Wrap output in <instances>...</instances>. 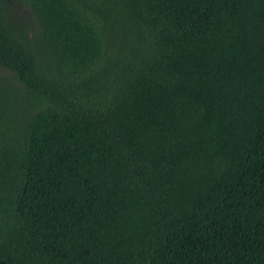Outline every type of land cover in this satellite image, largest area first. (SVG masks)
<instances>
[{"label":"trees","instance_id":"trees-1","mask_svg":"<svg viewBox=\"0 0 264 264\" xmlns=\"http://www.w3.org/2000/svg\"><path fill=\"white\" fill-rule=\"evenodd\" d=\"M0 264H264V0H0Z\"/></svg>","mask_w":264,"mask_h":264}]
</instances>
